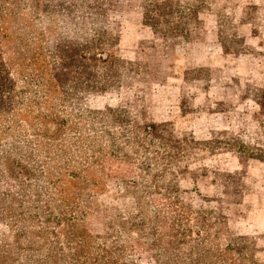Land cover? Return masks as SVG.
I'll return each instance as SVG.
<instances>
[{
	"label": "rangeland",
	"instance_id": "obj_1",
	"mask_svg": "<svg viewBox=\"0 0 264 264\" xmlns=\"http://www.w3.org/2000/svg\"><path fill=\"white\" fill-rule=\"evenodd\" d=\"M0 264H264V0H0Z\"/></svg>",
	"mask_w": 264,
	"mask_h": 264
},
{
	"label": "crops",
	"instance_id": "obj_2",
	"mask_svg": "<svg viewBox=\"0 0 264 264\" xmlns=\"http://www.w3.org/2000/svg\"><path fill=\"white\" fill-rule=\"evenodd\" d=\"M138 40H141V38L139 39L138 37H136L132 42H138ZM122 41V40H121ZM198 43L201 45V44H203L204 42H200V41H198ZM192 47H191V50H189L188 48H187V58L189 59V58H192L193 60H196L197 58H199L200 60L201 59H203V57H201V55L199 54V52H201L200 50H197V47H196V45H195V40H192V42H191V44H190ZM201 49V48H200ZM202 51H203V48H202ZM218 59H220V63H219V61H218ZM205 61H207V63H208V65L210 66V67H218V68H220V69H225V64H226V62H227V59L226 58H224V57H217L216 56V58L215 59H213L212 58V56H210L209 58L207 57H205V59H204ZM216 61V63H214V61ZM218 61V62H217ZM218 63V64H217ZM222 67V68H221ZM210 120V119H209ZM211 123H215V124H217V122H216V119L215 118H211ZM220 124L222 125V121L220 122Z\"/></svg>",
	"mask_w": 264,
	"mask_h": 264
},
{
	"label": "trees",
	"instance_id": "obj_3",
	"mask_svg": "<svg viewBox=\"0 0 264 264\" xmlns=\"http://www.w3.org/2000/svg\"><path fill=\"white\" fill-rule=\"evenodd\" d=\"M87 53V52H86Z\"/></svg>",
	"mask_w": 264,
	"mask_h": 264
}]
</instances>
